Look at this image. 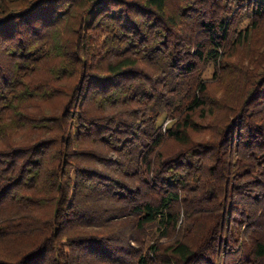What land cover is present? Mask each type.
Segmentation results:
<instances>
[{"label": "trees", "instance_id": "trees-1", "mask_svg": "<svg viewBox=\"0 0 264 264\" xmlns=\"http://www.w3.org/2000/svg\"><path fill=\"white\" fill-rule=\"evenodd\" d=\"M0 264H264V0H0Z\"/></svg>", "mask_w": 264, "mask_h": 264}, {"label": "rangeland", "instance_id": "rangeland-1", "mask_svg": "<svg viewBox=\"0 0 264 264\" xmlns=\"http://www.w3.org/2000/svg\"><path fill=\"white\" fill-rule=\"evenodd\" d=\"M210 72H212V69H211V68L208 69L207 74H209ZM167 122H168V121H166V122L164 123V125H166Z\"/></svg>", "mask_w": 264, "mask_h": 264}]
</instances>
